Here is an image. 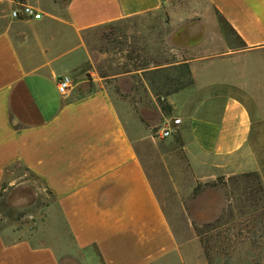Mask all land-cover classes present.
Segmentation results:
<instances>
[{
	"label": "crops",
	"instance_id": "obj_1",
	"mask_svg": "<svg viewBox=\"0 0 264 264\" xmlns=\"http://www.w3.org/2000/svg\"><path fill=\"white\" fill-rule=\"evenodd\" d=\"M24 1L41 18L9 13L0 29V202L30 204L25 183L8 174L24 166L54 197L72 241L36 244L0 225V264H208L163 205L137 144L144 125L127 101L85 79L84 33L158 11L164 0ZM205 1L215 17L173 32L192 80L168 95L172 115L196 177L257 172L264 187V0ZM0 5L12 10L16 0ZM252 53L263 55L257 68L238 62ZM61 76L73 79L66 93Z\"/></svg>",
	"mask_w": 264,
	"mask_h": 264
},
{
	"label": "rangeland",
	"instance_id": "obj_2",
	"mask_svg": "<svg viewBox=\"0 0 264 264\" xmlns=\"http://www.w3.org/2000/svg\"><path fill=\"white\" fill-rule=\"evenodd\" d=\"M9 13L6 5H0V29ZM208 17L215 14L205 0H164L158 11L87 30L84 42L90 59L85 79L108 88L118 101H127L128 110L144 125V142L137 139V144L179 236L200 241L208 264H264V201L254 177L224 171L213 179H200L190 166L180 123L171 135H157L175 117L168 95L192 80L188 65L180 63L187 55L172 38L173 32L178 22ZM262 61L261 53L238 59L254 68ZM127 121L137 133L135 119L127 117ZM8 174L14 183H25L30 204L13 207L1 201L0 225L36 244L59 248L71 242L65 220L43 182L22 165L11 167ZM256 199L259 206L254 205ZM227 209L234 211L235 236L224 237L225 226L219 227L221 240L206 242L212 248L209 256L199 230L207 229ZM258 216L262 223L257 227L252 221ZM204 238H210L209 232Z\"/></svg>",
	"mask_w": 264,
	"mask_h": 264
},
{
	"label": "trees",
	"instance_id": "obj_3",
	"mask_svg": "<svg viewBox=\"0 0 264 264\" xmlns=\"http://www.w3.org/2000/svg\"><path fill=\"white\" fill-rule=\"evenodd\" d=\"M189 73H190V71H189ZM244 175L254 177L255 182L258 185V192H260L262 194V197H263L262 201H264V187L262 185L259 174L257 172H247ZM260 204H261L260 201L258 199H256V203H254V205L259 206ZM262 207L264 208V205ZM257 209L258 208H255L254 211H256ZM226 215L228 216L227 219H225ZM233 221H234V211H233V209L232 210L230 209L229 213H228V209H227L223 212L221 217L218 218L215 223H209L206 225L207 229L199 230V234L203 239V246H204L205 250H207V254L209 256L211 255L212 248L208 244H206V242H209L210 239L220 241L222 236H221L219 227H223V226H225L224 227L225 232L227 233V235H224V237L231 239V237L235 236L234 229L236 227V224H234ZM252 223H254L258 227L262 223V221L259 219V216H258L257 218L253 219ZM208 232L210 234V238L206 239V238H204V236L208 235ZM231 235H233V236H231ZM254 235H256V233H254ZM254 235H253V237H254ZM204 239H206V240H204Z\"/></svg>",
	"mask_w": 264,
	"mask_h": 264
},
{
	"label": "built area",
	"instance_id": "obj_4",
	"mask_svg": "<svg viewBox=\"0 0 264 264\" xmlns=\"http://www.w3.org/2000/svg\"><path fill=\"white\" fill-rule=\"evenodd\" d=\"M41 13L32 5L27 4L24 0H16V7L11 10V17L15 19H40ZM58 89L61 93H66L73 85V79L68 76H61L58 79ZM173 123L163 126L157 133L161 138L171 135L175 129V124L180 123L179 118H173Z\"/></svg>",
	"mask_w": 264,
	"mask_h": 264
}]
</instances>
